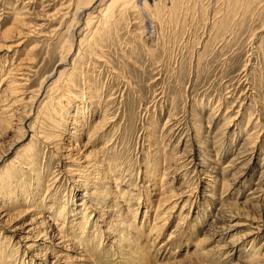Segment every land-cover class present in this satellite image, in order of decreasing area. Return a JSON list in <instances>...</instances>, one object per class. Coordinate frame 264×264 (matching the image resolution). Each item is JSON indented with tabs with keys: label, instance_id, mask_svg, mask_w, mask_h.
<instances>
[{
	"label": "rangeland",
	"instance_id": "374dc122",
	"mask_svg": "<svg viewBox=\"0 0 264 264\" xmlns=\"http://www.w3.org/2000/svg\"><path fill=\"white\" fill-rule=\"evenodd\" d=\"M68 1L0 0V83L8 70L26 82L14 119L0 117L5 264H264V0L249 9L247 0H156L158 13L154 0L149 12L138 0L143 13L121 19L99 54L75 64L101 0L61 43ZM57 8L56 19L45 16ZM70 100L85 123L77 135V121L60 122ZM87 163L108 167L112 208H103L113 211H90L87 231L73 226L78 238L47 249L60 241L50 203L77 219L94 189L88 178L97 169ZM113 219H128L123 240ZM253 249L255 263L247 261Z\"/></svg>",
	"mask_w": 264,
	"mask_h": 264
},
{
	"label": "bare ground",
	"instance_id": "6f19581e",
	"mask_svg": "<svg viewBox=\"0 0 264 264\" xmlns=\"http://www.w3.org/2000/svg\"><path fill=\"white\" fill-rule=\"evenodd\" d=\"M43 3L41 6H43V8H45L46 6H50V3L52 2H55L56 0H42ZM159 1V0H158ZM260 2V0H247V3H246V6H245V9H249L251 6H253V4H255L256 2ZM263 1V0H262ZM67 2V1H65ZM97 2V0H69L68 3H62L61 6H63L66 11L61 15V21L59 23V26L63 25V27L60 29V31L57 33V39H59L60 41L62 40V38L67 35H69L71 33V31L73 29H75L77 26H79V20H78V15H80V13L84 12L86 9H88L90 6H92L93 4H95ZM99 2V1H98ZM138 0H101L100 1V8L98 10H96V13H90L87 17V21H86V24H85V29L84 31L81 33L83 34L82 38H80L79 40V43H80V48L78 49V54H77V57H76V61H73V64H75V62H77V60H79L81 58V55H82V58L84 57V55L86 56L87 53H90V52H94V54H97V49L99 47H101V45L105 42H107L110 38V35L113 34L114 30H116V26L120 23V20L121 19H127L129 16L132 17V20H136L138 18V14H142V10H139L138 9ZM245 2V1H244ZM47 3V4H46ZM158 2H156V0H154L153 2V9H157L156 12L158 13V10L160 12V7L159 5L157 4ZM151 4V3H150ZM149 4L148 0H143V9H146L145 11H151V5ZM244 4V3H242ZM239 5L238 2L235 1V5L232 6V11L235 10L237 8V6ZM263 5V4H262ZM42 8V9H43ZM160 8V9H159ZM243 8V7H242ZM59 8L57 9H54V12L49 14V12H46L45 13V16L47 18H51V19H56V16L57 14L59 13ZM41 10V9H40ZM61 10V9H60ZM154 10V11H155ZM39 13V12H38ZM155 13V14H157ZM43 15V14H42ZM159 15V14H157ZM24 21V20H23ZM135 26V25H134ZM140 29V28H139ZM64 30V31H63ZM117 31V30H116ZM115 31V32H116ZM52 32H53V29H52ZM137 32V31H136ZM54 33V32H53ZM56 33V32H55ZM63 42V40L61 41V43ZM63 53L65 51L66 54H70L72 52V49H73V44H70L68 42H64L63 43ZM84 48V49H83ZM81 51L83 52V54L81 53ZM99 54V53H98ZM64 61V59H62ZM19 67V66H18ZM74 67L75 65L72 67L73 71H74ZM17 70V69H16ZM72 71V70H71ZM13 71L11 70H8L7 73H5L4 75H2V77L4 76L5 78H2V81L5 79V81L2 83L3 85V95L0 94V102L2 104H0V117H2L1 115L4 114L3 117H7L8 119L12 118L14 113V109L17 110L18 106L21 105V101L23 100V97L20 95V91L22 90V86L24 85L23 83H26V82H23L24 80H19L17 78H14V74H12ZM73 73V72H72ZM70 75H72L71 73H69ZM13 76V77H11ZM22 77V76H21ZM23 79V77H22ZM27 82L29 79L27 78H24ZM68 80V81H67ZM66 82H68V84L70 83V78H67ZM64 82V81H63ZM66 82L65 84H62V86H65L66 85ZM0 83V86H2ZM59 87V86H58ZM67 87V86H66ZM68 88V87H67ZM3 96V97H2ZM5 96H8L10 99V102H4L6 101L7 98H5ZM70 101H68L67 103H65V106H62V108H60V112L63 110H68V111H64L66 113V116H63L62 120L60 119V122H64V123H67V121H72V120H75L77 121V127L78 128H75L76 130H74L73 132L75 133V131L77 132L78 130H81V128H83V126H85V123L82 124V123H79L78 124V120H77V117L81 116L79 114L80 111L82 112L81 108L80 107H77V109H72L71 110V106L70 105ZM61 106V105H60ZM67 107V108H66ZM17 108V109H16ZM13 111V112H12ZM105 111V110H104ZM7 112H10V114L8 115ZM59 112V113H60ZM18 113V112H17ZM58 113V114H59ZM7 114V115H6ZM63 114V113H62ZM61 114V116H62ZM104 114H106L104 112ZM71 116V119H69V117ZM59 116V115H58ZM103 116V115H102ZM105 117V116H104ZM103 117V119H104ZM14 119V117H13ZM12 119V120H13ZM106 120V119H105ZM104 120V121H105ZM227 120V119H226ZM1 121V120H0ZM102 121V120H101ZM103 121V122H104ZM58 122V121H57ZM100 122V121H99ZM98 123V122H97ZM60 124V123H59ZM58 124V125H59ZM63 125V124H62ZM97 125V124H96ZM95 125V126H96ZM94 126V127H95ZM257 126V125H256ZM96 129V128H95ZM97 132V130H95ZM82 133V132H81ZM76 134V133H75ZM74 135V134H73ZM77 135V134H76ZM93 138V137H92ZM249 138V137H247ZM90 139H91V135H90ZM77 143V142H75ZM73 144V143H72ZM75 148H76V144H74ZM67 148V147H66ZM70 148V147H69ZM73 148V147H72ZM64 150V149H63ZM74 150V148H73ZM71 152V151H70ZM188 153V152H187ZM63 156V155H62ZM65 156V155H64ZM74 156V155H73ZM72 157V156H71ZM96 160H100V157L98 158L96 156L95 158ZM94 160L93 162L95 163ZM167 161V160H166ZM90 163V162H88ZM87 165H81V166H84L87 168L88 171H91L93 167H96V171L95 172H89V178L86 177V180L88 178V181H90L89 183L92 184V186L94 187L93 191H91L92 189H89L87 190V192L84 193V196L85 198L82 197V201L79 203V207H80V211L78 214H81L80 218H75L73 220H70L69 219V216H70V213H69V210L67 209V206L66 205H63V206H55V203L54 201L51 202L50 206H49V211L50 212V215L48 217V219L50 220V222L53 223V225H55V229H56V235H60L58 238L60 239V241H52V237H50L51 239L48 238L47 234L46 236L44 237H47L49 240H51L50 242V247H47V249L51 248L53 245H60L62 247H64V244L65 242L69 245L68 241H72L75 239V238H78L79 235L77 234V232L75 231V229H73V226L76 227V225L79 226V234L80 233H83L84 230L87 231V228L88 226L93 222L91 220L92 216L90 215V211L94 212L95 209L96 211H100L103 207H108L109 205L107 204L108 203V196L109 194L111 193L110 191H108V188L109 186L107 184V181H106V172L108 173L109 169L108 167L106 168H103V166L101 165H93L92 164H88ZM110 164V163H109ZM103 165V164H102ZM115 165V163H114ZM93 166L91 169L90 167ZM6 169V168H5ZM82 169V168H81ZM105 169V170H104ZM264 169V168H263ZM108 170V171H107ZM85 171V170H83ZM104 171V172H103ZM80 173V172H79ZM83 174V173H82ZM91 175H93V177L91 178ZM107 175V174H106ZM85 176V175H83ZM113 176V175H112ZM263 176V175H262ZM261 176V177H262ZM53 177V176H52ZM12 178V176L10 177ZM111 179V178H110ZM114 179V178H113ZM108 181H111V180H108ZM85 182V181H84ZM92 182V183H91ZM106 182V184H105ZM115 182V181H114ZM259 182V187H262V183H264V178L261 179V181H258ZM88 183V182H87ZM111 183V182H110ZM258 184V183H257ZM91 186V185H90ZM116 186V185H115ZM89 187V186H88ZM87 187V188H88ZM96 187V188H95ZM108 187V188H107ZM257 188V187H256ZM259 191V190H258ZM89 192V194H88ZM93 192V194L91 195V193ZM261 192V190H260ZM113 193V192H112ZM179 193V192H178ZM214 195V194H213ZM93 196V197H92ZM87 197H92L91 199L96 201H90V204L87 203L86 201V198ZM113 197V196H112ZM215 197V196H214ZM254 197V196H253ZM118 198V197H117ZM128 199H131V198H128ZM258 199V198H257ZM111 200V199H110ZM174 200V199H173ZM218 200V199H217ZM114 203V202H113ZM221 203V202H220ZM223 203V202H222ZM107 204V205H106ZM224 204V203H223ZM120 205V204H119ZM224 206V205H223ZM111 207V206H109ZM1 208V207H0ZM101 208V209H100ZM112 208V207H111ZM106 209V208H103L101 211H103V213L105 212V218H106V215L108 214L107 211H113V209ZM119 208V207H118ZM117 208V209H118ZM173 208V207H171ZM116 209V210H117ZM121 209V208H120ZM27 210V209H26ZM29 210V208H28ZM27 210V211H28ZM77 209H73L72 211H76ZM221 210V209H220ZM24 211V210H22ZM78 211V210H77ZM100 211V212H101ZM12 213V212H11ZM17 213V212H15ZM122 213V212H121ZM116 214V213H115ZM128 214V213H127ZM199 215L201 214V211H199L198 213ZM221 214V213H220ZM104 215V214H103ZM218 215V214H217ZM13 216V215H12ZM42 216V214H41ZM122 218H123V215H121ZM9 217H11L9 215ZM38 217V216H37ZM36 217V218H37ZM119 217V216H118ZM121 218V217H120ZM121 218V219H122ZM11 219V218H10ZM39 219V218H37ZM119 219V218H118ZM118 219H113L111 221V227H114L112 229V231L114 232V234H118L117 236H120L119 238L120 239H124V235H125V232L128 230V225H127V222H128V219H124L123 220V223L122 221L121 222H117ZM41 221V220H40ZM47 221V220H46ZM45 221V223H46ZM100 221V220H99ZM216 221V220H215ZM223 221V220H222ZM134 222V221H133ZM37 223V222H36ZM48 223V222H47ZM126 223V224H125ZM218 223V222H217ZM29 224V223H28ZM32 224V222H31ZM132 224V223H131ZM98 232L96 233V237L97 236H100V235H103L102 233H100V229L99 227H96L95 224H93ZM49 227V225H47ZM92 226V225H91ZM134 226V225H133ZM52 227V226H51ZM50 227V228H51ZM60 229H59V228ZM20 228V227H19ZM36 228V227H35ZM34 228V229H35ZM58 228V230H57ZM94 229V228H93ZM105 229V228H104ZM107 229V228H106ZM212 229V228H211ZM43 230V228H42ZM230 230V229H229ZM233 230V229H232ZM20 231V230H19ZM29 231V230H28ZM40 231V229H39ZM47 231V230H46ZM53 231V230H52ZM213 231V230H212ZM111 232V231H110ZM217 232V231H216ZM32 233V232H31ZM37 233V232H36ZM43 233V232H40V234ZM74 233L76 235H74ZM121 233V235H119ZM213 233V232H211ZM29 234V233H28ZM35 234V233H34ZM55 235V234H54ZM246 235V234H245ZM26 236V235H25ZM212 236V235H211ZM38 237V236H37ZM44 237H39L37 238L38 239V244L39 243H42L43 241H45L46 239H44ZM82 237V236H81ZM84 237V236H83ZM90 237V236H89ZM127 237V236H125ZM243 237V236H242ZM34 238V237H33ZM241 238V237H240ZM30 239V238H29ZM57 240V239H56ZM157 240V239H156ZM232 240V239H231ZM235 240V238H234ZM48 241V240H47ZM137 241V240H136ZM115 245H116V241H114ZM232 242V241H230ZM35 243V242H34ZM44 243V242H43ZM233 244L229 247L233 248L235 247L234 245V242H232ZM130 244V243H129ZM74 245V244H73ZM72 245V246H73ZM44 246V245H43ZM67 246V245H66ZM135 246V245H134ZM133 246V247H134ZM233 246V247H232ZM237 247V246H236ZM223 248V247H222ZM226 248H228V245H226ZM54 249V248H53ZM68 249H70V247H68ZM141 249V248H140ZM224 249V248H223ZM48 251V250H47ZM82 251V250H81ZM122 251V250H121ZM131 251V250H130ZM258 251V250H257ZM257 251H253L251 252V255H249L251 258L248 259L247 261H251V262H254V261H259L261 258L260 255L258 256ZM147 252V251H146ZM82 253V252H81ZM90 253V252H89ZM143 253V252H142ZM2 254V253H1ZM0 254V255H1ZM37 254V253H36ZM5 255V254H4ZM59 255V254H58ZM61 255V254H60ZM67 255V253H66ZM68 256V255H67ZM71 256V255H70ZM75 256V255H74ZM72 256V258L74 257ZM86 256V255H85ZM55 257V256H54ZM57 257V256H56ZM55 257V258H56ZM61 257V256H60ZM69 257V256H68ZM264 257V256H263ZM81 258V257H80ZM83 258V257H82ZM135 258V257H134ZM148 258V257H147ZM67 259V258H66ZM65 259V261H66ZM78 259V258H77ZM136 259V258H135ZM62 261V260H61ZM69 261V259H68ZM78 261V260H77ZM76 261V262H77ZM82 261V260H81ZM53 262V261H52ZM75 262V261H74ZM5 257H3L2 255L0 256V264H5ZM33 263V262H32ZM68 263V262H67ZM70 263V262H69ZM84 263V262H83ZM81 263V264H83ZM129 263V262H128ZM135 263V262H134ZM147 263V262H146ZM255 263V262H254ZM40 264V263H39ZM249 264V263H248ZM251 264V263H250Z\"/></svg>",
	"mask_w": 264,
	"mask_h": 264
}]
</instances>
